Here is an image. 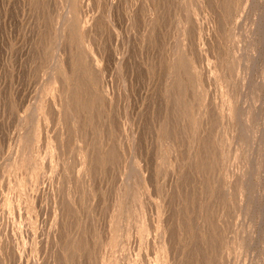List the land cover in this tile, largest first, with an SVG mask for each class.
<instances>
[{
  "label": "rangeland",
  "instance_id": "obj_1",
  "mask_svg": "<svg viewBox=\"0 0 264 264\" xmlns=\"http://www.w3.org/2000/svg\"><path fill=\"white\" fill-rule=\"evenodd\" d=\"M0 264H264V0H0Z\"/></svg>",
  "mask_w": 264,
  "mask_h": 264
},
{
  "label": "bare ground",
  "instance_id": "obj_2",
  "mask_svg": "<svg viewBox=\"0 0 264 264\" xmlns=\"http://www.w3.org/2000/svg\"><path fill=\"white\" fill-rule=\"evenodd\" d=\"M186 121V120H185ZM230 154V153H229Z\"/></svg>",
  "mask_w": 264,
  "mask_h": 264
}]
</instances>
